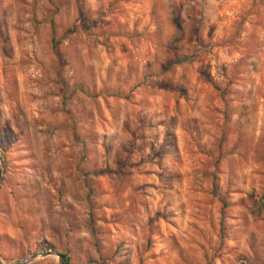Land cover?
<instances>
[{"label": "rangeland", "instance_id": "obj_1", "mask_svg": "<svg viewBox=\"0 0 264 264\" xmlns=\"http://www.w3.org/2000/svg\"><path fill=\"white\" fill-rule=\"evenodd\" d=\"M0 158V264H264V0H0Z\"/></svg>", "mask_w": 264, "mask_h": 264}, {"label": "trees", "instance_id": "obj_2", "mask_svg": "<svg viewBox=\"0 0 264 264\" xmlns=\"http://www.w3.org/2000/svg\"><path fill=\"white\" fill-rule=\"evenodd\" d=\"M50 27H51V24H50ZM189 58H182V59H177V60H174L173 62H171V64H180V63H183L185 61H188ZM9 136H8V133L7 132H4L1 136V139H2V143L4 146L5 144H7V142H9ZM10 143V142H9ZM45 249V247H44ZM57 255L59 256L60 258V262L61 264H68V256L66 253L64 252H57Z\"/></svg>", "mask_w": 264, "mask_h": 264}, {"label": "water", "instance_id": "obj_3", "mask_svg": "<svg viewBox=\"0 0 264 264\" xmlns=\"http://www.w3.org/2000/svg\"><path fill=\"white\" fill-rule=\"evenodd\" d=\"M1 167H2V159L0 158V175H1ZM50 254L57 255V253H55L54 251H40L38 253H33L29 257H27L26 259L21 260V261H17L13 264H26V263L30 262L31 260H33L37 256H45V255H50Z\"/></svg>", "mask_w": 264, "mask_h": 264}]
</instances>
